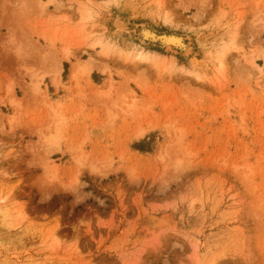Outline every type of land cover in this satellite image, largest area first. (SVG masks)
Segmentation results:
<instances>
[{"label": "rangeland", "instance_id": "obj_1", "mask_svg": "<svg viewBox=\"0 0 264 264\" xmlns=\"http://www.w3.org/2000/svg\"><path fill=\"white\" fill-rule=\"evenodd\" d=\"M0 264H264V0H0Z\"/></svg>", "mask_w": 264, "mask_h": 264}, {"label": "bare ground", "instance_id": "obj_2", "mask_svg": "<svg viewBox=\"0 0 264 264\" xmlns=\"http://www.w3.org/2000/svg\"><path fill=\"white\" fill-rule=\"evenodd\" d=\"M171 39H174V42H175V38H172ZM171 39H169V42H172ZM178 42V41H177ZM155 57H158V54L157 53H146V54H143V53H140L139 54V58L142 60H149L151 58H155Z\"/></svg>", "mask_w": 264, "mask_h": 264}, {"label": "crops", "instance_id": "obj_3", "mask_svg": "<svg viewBox=\"0 0 264 264\" xmlns=\"http://www.w3.org/2000/svg\"><path fill=\"white\" fill-rule=\"evenodd\" d=\"M148 19L151 21V23H155V24H158V25H160L162 27L168 28V26H165L163 24V22L160 19H158V14L157 13H155L154 16H152V18H148Z\"/></svg>", "mask_w": 264, "mask_h": 264}]
</instances>
